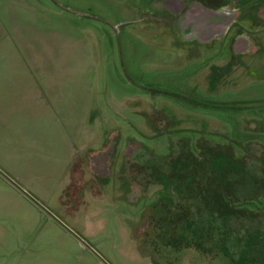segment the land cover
Returning a JSON list of instances; mask_svg holds the SVG:
<instances>
[{"label": "rangeland", "instance_id": "374dc122", "mask_svg": "<svg viewBox=\"0 0 264 264\" xmlns=\"http://www.w3.org/2000/svg\"><path fill=\"white\" fill-rule=\"evenodd\" d=\"M198 1L212 6L185 3ZM250 1L259 0L239 8ZM165 2L0 0V69L33 67L37 56L52 72L49 101L25 92L4 101L17 107L0 106V264H238L244 248V264H264L262 243L244 240L253 233L264 242V23L239 20L238 5L212 12L204 19L213 15L216 30L205 44ZM238 27L246 32L235 47L257 54L232 55ZM12 81L31 88L22 75ZM213 143L229 144L233 166L244 168L218 184L238 186L241 202L263 196L247 205L252 214L229 216L219 202L202 199L201 213L190 200L194 223L210 230L203 252L186 248L201 233L184 236L172 222L183 200L168 190L188 148L202 155ZM147 165L163 179L143 191L148 175L136 171ZM224 231L229 245L219 240ZM251 253L262 259L250 262Z\"/></svg>", "mask_w": 264, "mask_h": 264}, {"label": "flooded vegetation", "instance_id": "af4514ba", "mask_svg": "<svg viewBox=\"0 0 264 264\" xmlns=\"http://www.w3.org/2000/svg\"><path fill=\"white\" fill-rule=\"evenodd\" d=\"M210 3L212 2V6H208L206 4H202L200 3V1H198V3H189L188 5H186L185 3V0H166L165 2V5H166V8L169 9L168 12H172V13H176V14H179L178 17H179V20H178V24H179V27H181L183 30H186L188 32H190V34L188 33V37L190 36V39H197L199 42L201 43H205V44H208L209 42H213V39L210 37H208L209 35H213V32H215L216 30V19H214L213 15H211V18H208L207 20L204 19V16L207 18L208 15L207 14H212V12H214L213 14L217 16L216 13L220 12H224V14H229V11L230 10H235V9H232V6L234 5H238V8H237V11L239 10V15H238V19L242 20L243 18H245V20L248 18V20H250L249 24L252 28L255 27V29L260 25V23H264V16H260L258 15V12L260 11L261 8H263L262 10H264V0H259L258 2H243L244 5H247L245 6V9L244 10H241L239 8V5H241V0H208ZM200 3V4H199ZM249 6V7H248ZM194 9L195 11L192 12V14L189 15L190 11ZM229 9V10H228ZM193 13H197L199 14L198 16L202 15V18H197L196 15H193ZM223 15V14H221ZM189 17V23L188 21L186 20V18ZM257 17V18H256ZM205 20V22H203ZM253 20V21H252ZM235 22V21H234ZM253 22V25H251ZM188 23V24H187ZM204 23V25H202ZM235 24L237 23H232L228 30L231 29V27H233V25L235 26ZM234 29V28H233ZM193 33H196V36L200 35V34H204V37L203 39L205 40V42H202L200 41V39H198V37L201 38V36H198V37H193L191 38V36L193 35ZM245 29L243 27H238L236 30H235V33L233 32V37L231 36V43H230V51L232 53L233 56H236V55H241V54H257L259 52V48L257 47V49L252 53L251 51L248 52V51H242L245 50V48H243V45L242 43H240L239 45H237V47H235V44L237 42V39L241 38L242 36H244V33H245ZM225 40V38H224ZM239 42V41H238ZM252 42L254 43V45L256 46V41L255 39L252 40ZM259 43V42H257ZM238 44V43H237ZM236 49L239 51V52H236ZM249 49V48H248ZM167 162V161H165ZM172 164L176 163V161H171ZM142 165H140L139 167H141ZM147 168V170H140L141 168H138V170L136 171L137 175L138 173H143V175H148L145 179H146V183L144 184L145 186H139V188L141 187L143 189V191H146L147 188H149L148 186L150 185V182H155L156 185H158L159 183H161L163 177L160 176L159 174L162 173L158 170V168H156L155 166H150V165H147V166H144ZM174 168V167H173ZM148 170H150V172H147ZM175 170V168H174ZM179 172H177L176 174H174L175 176V179H178L179 182L178 184H174L173 185V190L172 188H169V193H171L173 195V197H176V194H180L179 195V198L180 196H182V200L183 201H179L178 199V204L175 205L174 203V206L176 208V211H174V206L172 207L173 209H170V206H167L165 205V211L167 213H173L174 211V220L172 222H175L177 223V219L178 218H185L187 217L188 218V214L190 213L191 209L188 208V202L190 201V203L192 201H195V204H196V207H197V210L200 209V212H204L203 209H202V198L198 197H194L192 196V190H189L185 187V184L182 183V181L180 180L181 179V176L178 175ZM199 175V174H198ZM197 175V176H198ZM141 176V175H139ZM142 178L144 176H141ZM173 178V177H172ZM181 182V183H180ZM164 186V184H163ZM165 188V186H164ZM181 192V193H180ZM174 193V194H173ZM200 202V203H198ZM202 209V210H201ZM191 217V216H190ZM192 218V217H191ZM179 220V219H178ZM178 224H181L182 226V223H178ZM183 229L185 230V234H183L184 236H193V233L191 234H188L186 232V228L185 226L183 227ZM197 232L199 231L201 233V240H199L200 242V245L202 244V230H200V227L199 225H195V228H194ZM187 234V235H186ZM204 234V233H203ZM197 235V234H196ZM211 242V240H210ZM189 247L188 244H186V248ZM202 247V246H200ZM197 248L198 250L200 251H203V252H207L208 250L203 249V248ZM214 249H211L209 250V252H212ZM219 253H223V251L220 252L219 250ZM225 256L227 254H224ZM235 264V263H234Z\"/></svg>", "mask_w": 264, "mask_h": 264}, {"label": "trees", "instance_id": "16d2710c", "mask_svg": "<svg viewBox=\"0 0 264 264\" xmlns=\"http://www.w3.org/2000/svg\"><path fill=\"white\" fill-rule=\"evenodd\" d=\"M227 148H229V144L226 146H223L221 144L213 143L211 147H207L206 149L204 147L205 151L203 150L202 155H199V153L196 152L197 150L194 152L193 150L188 148V151L186 153L187 155L186 159L182 161L184 163L183 164L184 169L180 167L178 171V172L183 171V173L186 172V174L185 175L182 174L180 180L182 181L183 184H185V187L187 189L192 190V196L196 198L200 197L204 199V201L206 200L209 206H212L215 208V204H219V203L223 204L220 209L224 211L223 213H225L224 215L226 216H229L232 213L237 214L238 213L237 211H243L245 213L252 214V212L254 211V208L248 209L247 205L248 204L254 205L253 203H255V200L257 199L258 201L259 197H262L263 195L257 194L259 196H257V198L251 199L248 203L244 201L241 202L237 198L233 199V194L235 190L236 189L239 190L238 186L235 188L236 185L233 184L232 186L228 188L225 187L226 189H224L223 188L224 186L222 185L223 183L220 182L218 184V182L221 180L222 177L232 182L230 180V178H234L232 174L237 173V172L242 173L244 170L243 166H241L239 169L233 166V164H236L238 160H236L235 159L236 157H234L233 155L226 154L225 151H227ZM198 169L202 171L201 178L198 175L199 174ZM213 200H215L214 203H213ZM227 209L229 210L228 213H227ZM178 219H177V223L181 222L182 226L183 227L185 226L186 232L188 234L193 233V236L196 235L197 231L194 229L196 222L194 223V219L191 218L189 214H188V218L185 217L182 219L180 217ZM220 219L222 220L224 225L228 224V221H224L223 217H220ZM216 221L217 219L214 220V222ZM206 230H207L206 233L209 234L210 230H208L207 228ZM226 235H227L226 232L222 235H219V240H221L220 239L221 237L225 241L224 238ZM228 236L230 238V234ZM253 236L258 242L262 243L260 246H262V248L264 249V242L260 241L258 239L257 234L255 235L253 233L248 235L247 238H244L246 245L248 247H250L251 244L259 246L258 244H255V242H252L251 239L253 238ZM208 240H211V236L209 237ZM225 242H228L227 245H229V243L231 244L230 239L226 240ZM236 242H238V240ZM187 244L189 246L193 245L197 248L201 246L199 240L195 242L193 241L192 243L188 240ZM226 248H228V246H226ZM245 253H246V250L244 248V250L242 251L243 258L241 257V259L237 261L238 264H244L243 259L245 257ZM247 258L250 259V262H255V263L257 262V260L262 259L257 253H251V255L249 257L247 256Z\"/></svg>", "mask_w": 264, "mask_h": 264}, {"label": "crops", "instance_id": "0c3cea01", "mask_svg": "<svg viewBox=\"0 0 264 264\" xmlns=\"http://www.w3.org/2000/svg\"><path fill=\"white\" fill-rule=\"evenodd\" d=\"M29 60H31V58ZM37 62L40 66L43 65V62L39 63L37 56H35L34 61L31 62L33 67H30L31 66L30 63H28V64L24 63L22 65L24 68H22L21 71L19 70V71L11 72V71L6 70V69H0V76L3 78V80L0 79V102H2V104H0V106L17 107L18 105L13 106L10 103L4 102V101L9 102L8 98L11 97L12 95H16V94L17 95L19 94V95L14 96L13 98H19V96L24 95L21 93H25V92H38L40 94L44 93L46 95L50 93L52 95V87H50L52 84V72L48 69L38 67ZM50 67H47V68H50ZM2 75H8L12 78L22 75L23 81L26 82L27 79L30 80L31 88L29 90H27V88L30 86H26V85H19L18 87H16V85L12 81V78L8 81V84H7L6 80L8 79V77L2 76ZM44 94L41 96L43 98H46L45 100L49 101L50 99H52V98H50L49 95L46 96ZM26 96L27 95H24V97H26Z\"/></svg>", "mask_w": 264, "mask_h": 264}, {"label": "bare ground", "instance_id": "6f19581e", "mask_svg": "<svg viewBox=\"0 0 264 264\" xmlns=\"http://www.w3.org/2000/svg\"><path fill=\"white\" fill-rule=\"evenodd\" d=\"M216 14H224V12H219V13H216Z\"/></svg>", "mask_w": 264, "mask_h": 264}]
</instances>
